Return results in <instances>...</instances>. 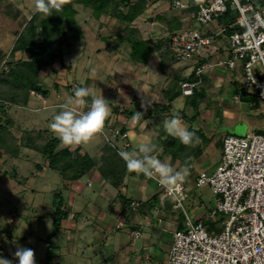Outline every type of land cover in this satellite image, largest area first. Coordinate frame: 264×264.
Masks as SVG:
<instances>
[{
  "label": "rangeland",
  "instance_id": "rangeland-1",
  "mask_svg": "<svg viewBox=\"0 0 264 264\" xmlns=\"http://www.w3.org/2000/svg\"><path fill=\"white\" fill-rule=\"evenodd\" d=\"M71 1V3H73V8L77 11V13H74L76 21L73 24L64 25V28L62 27L61 30L63 35H59L58 41L53 39L54 42H52L50 47V53H57V47L59 46V41H61L64 64L62 65L57 61L55 66L42 69L38 75V82L43 88H46L49 93L47 97L35 91H31V89L29 90L28 87V89L25 88L26 86L24 87L25 89L18 90L21 83L22 85H28V80L30 78L33 79V76H35L32 72L30 73L23 68L16 67L17 63L30 61L32 59L30 54L20 52L17 53L14 58H10V60L8 58L10 57V51L8 53L5 52L6 58H3L0 66V73L4 72V74L0 75V96L9 97L12 94L14 98L22 99L29 91L28 93L31 99V103L28 104L27 107L19 103H12L9 105L11 116L16 124L15 127L11 128V133L16 139L15 142L17 144L20 142V139L23 138L22 127L50 130L52 118L58 111L57 105L63 102L67 95L72 94L77 87H88L93 95H100L102 93L104 98L110 102L111 112L108 119L105 121L104 130L94 140L86 145L73 147H67L60 142L57 152H63V154L55 170L50 169L49 162L45 157L31 152L26 148L14 147L12 148L13 151L10 150V148H0V217L1 214L2 216H7L9 212L13 211L14 215L24 220L28 226H30V224L33 225V229L25 228V231L27 230L26 234H28L29 237L32 235L29 244L38 247V249L34 251L36 259L39 262H37V264L41 262V264H44L45 261V264H59L63 262V260L66 262L65 264L80 263L81 260L77 254L69 256L68 258L65 256V259L61 256L60 260L57 262L54 260L55 254L59 251L63 254L67 253L65 252L66 247H64V239L66 240V237H69L66 227L71 225V222L68 221L63 224V220L61 228L55 232V219L53 213L62 200L61 205L65 210H68V208L70 209L71 206H69L68 203H72L73 199L78 207H84L83 205L89 206V200L94 202L98 201V197L94 196V194L97 189V184L100 181L103 184L105 182L118 184L116 180L120 175L124 176L121 184L125 181L130 182L132 180L133 176H131L130 172L126 169L125 163L118 153L122 150L129 151L130 149L127 131H129L128 127L133 121H129L127 126H123L119 118L122 119L121 116H125L130 119L131 117H128L124 112L134 109L132 108L133 106H136L134 113L140 111L143 112V115L149 113L151 109L163 111L158 104V101H162L163 98L160 97L162 94L161 92L158 94L159 90H157V95H155L156 99L154 100V103L159 105L156 107L152 106L154 104L153 102H151V104L149 103L150 106L144 104V101L142 102L139 98L133 96L135 93L134 91L138 90L137 92L143 96L144 89L149 87L150 84L162 88L166 86L167 81L171 83L176 73H178L177 71L181 69L180 65V67L177 66V68L172 67L173 65L168 69L162 68L166 70L165 76L162 75L163 70L158 66V57H162L161 53L164 54L163 51H161V53L158 52L157 54L159 56L156 54L150 66L144 70L141 63L134 61V65H129V63L133 61H126V59H130V50L128 44L124 41L126 33L128 34V39H131L130 41L139 40L138 37L141 36L144 41L150 40L148 38L153 36L156 30L160 32L166 29L165 26L168 24H164L163 21L168 19L171 15L170 12H175L177 8L173 3H170L168 0H146L145 3L148 6L144 8L140 17L137 18L128 30V28L126 29L125 27V23L120 22L118 18L119 12H128V5H126L127 2L125 0H111L110 3L107 2L102 14L98 11L100 7H97L98 5L96 6V0H82L81 3H75L73 0ZM68 2L70 3V1L64 0L63 7H65ZM133 2H135V0H133ZM183 2L190 11L194 10L196 13L201 0H183ZM177 9L175 13L177 14L178 12V16L182 17L181 14L185 13V11L182 12L180 8ZM36 14L37 13L34 12L33 16ZM184 15L187 16L186 14ZM32 17L26 22L24 27L22 25L24 22L21 20L18 24L12 21L9 22L4 17L0 24V30L11 28L13 31H19L17 30L19 27L21 30L18 34L19 36ZM171 17L173 16L171 15ZM21 22L22 24L20 25ZM186 24L191 27L193 21L187 19ZM137 29L142 31V33H140L141 36ZM162 32L164 33V31ZM117 35H120V37ZM173 35L175 34L171 36ZM17 39L16 36V41ZM39 40H42L41 37H39ZM3 41V37L0 36L1 45H3ZM105 42L107 44L109 43L110 46L112 43H117V45H119L117 54L112 52L99 53L103 51ZM222 44H227V39L223 35L216 37L212 43L215 47ZM10 62L11 66L9 65ZM13 68L16 70L15 73H13ZM93 69H95V75H91ZM236 70H239L243 76V62L239 61L237 63ZM19 73L20 76L17 77ZM21 75L25 76V78H20ZM133 84L135 85L134 90L132 89ZM168 86L170 85L168 84ZM240 108L241 105L238 103L227 105L225 107L227 111L226 116L230 117L231 113L234 112L236 114ZM212 111L214 112V109ZM206 114L207 112H204V116H207ZM115 115H117L118 118L115 117ZM143 115L141 117H143ZM110 117L114 118L112 123L110 122ZM241 117L243 121L248 124L250 133L264 132V119L258 113L251 114V116L244 113ZM204 127L210 137L211 135H215L214 141L216 143L213 146L212 153H214V150H217V152L221 151L222 140L219 138L225 134V126H221L219 124V119L215 117L214 120L211 119L209 122H206ZM122 129H125L124 132H122ZM124 134H127V138L122 139V135ZM34 164L42 166V171L49 172V170H51V172H49V174H43ZM86 167L89 169L87 172H85ZM214 170H210V172ZM189 172L190 175L186 178L187 180L196 176V174L192 173V169H189ZM2 175L7 177L8 180H1ZM40 176L43 178H40ZM91 184H93L92 188H87L85 192L82 191L85 186H91ZM99 197L103 198L104 196L100 195ZM116 198H121V195ZM192 198L193 196H189L187 201L189 202ZM85 199L87 200L85 201ZM128 200V207L130 204L131 207L132 205L136 206V203H139L137 209L142 207V205L140 206V201L138 202L132 199L133 202L131 203L132 200ZM171 203L172 202L168 200L166 205L170 206ZM102 205H105V203H102ZM151 206H153V204H151ZM101 208L103 211L104 209L106 211V207L102 206ZM120 208L121 207L114 203L111 213L106 212L107 218L105 217V220L102 219L105 222L103 225V228L106 230L103 235V241L105 242L110 240L106 235L107 231L110 232L107 222L108 218L112 217L114 220L119 218V215L123 213V208ZM1 222L2 221H0V223ZM208 223L213 224L214 221L209 219ZM114 227L119 229L118 225ZM73 233L74 235L72 236L74 237L72 238L78 239L80 237L78 230ZM25 239L26 238H23V240ZM47 241H51L54 253H52L51 249V251L48 252ZM104 245L108 244L105 243ZM82 249L84 250V247L78 249V251ZM92 250L93 254L94 249ZM107 250L110 253L113 251L110 248ZM107 250L104 249L106 253ZM52 255L54 257L51 258L50 256ZM105 262L103 264H106Z\"/></svg>",
  "mask_w": 264,
  "mask_h": 264
},
{
  "label": "crops",
  "instance_id": "crops-1",
  "mask_svg": "<svg viewBox=\"0 0 264 264\" xmlns=\"http://www.w3.org/2000/svg\"><path fill=\"white\" fill-rule=\"evenodd\" d=\"M178 1L185 5L183 0ZM203 1L201 0L200 3ZM257 1L259 6H264V0ZM177 8L176 11L178 10ZM180 10L182 12L185 11V13L181 14L185 23L187 22V19L192 20V13H194V10L190 11L188 8H180ZM34 12L35 0H0V24L2 22V18L5 17L9 22L12 21L13 23L18 24L21 20L24 23L22 24L21 22L20 25L22 24L24 27L26 22L33 16ZM175 12H170V14L172 16H178V12L177 14ZM171 15L168 18H170ZM163 22L165 24V21ZM166 27L167 26H165V28ZM17 30L19 31H13L11 28L0 30V36L4 39L2 44H5L4 46L0 44V49L2 51L8 53L12 50L16 41V36L18 38V34L21 31L19 27ZM162 31H164V33ZM162 31L158 32L156 30L154 35L148 39H158L162 36L172 35L168 32L167 28ZM140 33H142L141 30L139 31V34ZM118 48L119 45H117V43H112L110 46L109 43L107 44L105 42L103 51H100L99 53L112 52L117 54ZM161 51L162 50L155 49L151 53L148 62L146 64H141L144 67L143 70L150 66L155 55L158 52L161 53ZM172 52L176 54L173 50ZM161 55L162 57H158V66L162 69L161 64L163 54L161 53ZM157 56L159 55L157 54ZM229 56L230 52L227 48V44L217 45L216 47L211 45L205 49L203 56L196 55L191 60H181L172 66L175 68L179 65L181 66H179L181 69L177 71L178 73H176L172 81H176L178 78L180 80L186 79L191 75L195 68L197 69L203 65L208 66L202 75L196 74L198 79L196 80V87L194 88V91L196 88L198 89V94L196 95L198 98L196 101L198 108H194L193 103L195 102L192 101V97L185 96L183 94L170 103L168 96V89L170 87L168 84H170V82L167 81L168 83L166 82V86H163L162 88H158L157 85L155 86L150 84L149 87L144 89L143 96L137 92L138 90L134 91L135 93L133 94V96H136L142 102L144 101V104L149 105L151 102L154 103V100L156 99L155 95H157V90H159L158 94L161 92L162 94L160 97L163 98L162 101L158 99L160 101H158V104L161 106L163 111H157L153 114L150 111L149 113H145L140 120L133 118L128 119L125 116H121L122 119L119 118V121L123 126H127L129 121H133L128 127L129 131H127L130 152L138 149L140 144H155V154L159 159L169 163L176 170H180L184 167H188L193 170L192 173L196 174V176L187 180L186 178L189 177V174L183 181L189 189V196H193L189 202L187 201L186 210L193 218L201 219L207 224L210 223H208L209 218L207 217L206 212L215 207V199L209 189L196 188L194 181L199 173L203 171L210 172V170H214L216 168L220 162L222 147L221 151L217 152V150H214V153H212L213 146L216 143L214 141L215 135H211V137L208 135L204 127L205 123L209 122L211 119L214 120V118L217 117L219 119V124L221 126H225L226 132L219 138L222 140L223 145V139L226 135L231 134L245 136L249 133V126L241 117L244 113L249 114L250 116L251 114L258 113L264 119L260 112L261 105L259 103V105L255 107H250L249 102H244L241 98L239 100L235 99V96L238 95V92H236V86L238 84L242 85L243 82V76L239 70H236L237 68L235 70H228L225 68H216L211 66L220 60L229 58ZM129 60H131V58L126 59V61ZM200 61L203 63L201 66H198L197 63ZM131 64L134 65V62L129 63V65ZM162 72V75L165 76L166 70H163ZM184 83H194V81H186ZM132 89H135L134 84ZM234 103L240 104L241 108L236 112V114L234 112L231 113L230 117H227L225 107L231 104L234 105ZM159 105L154 103L152 106L156 107ZM213 109L214 112L212 111ZM204 112H207V116H204ZM173 114H179L190 130L193 131L194 129H199L204 133L206 138H208L207 142L206 140L205 142L203 141L202 154L198 158L192 159L188 165H181L182 163L177 158H174L166 148V142L169 139V136H167L164 131L163 122L166 118H169ZM115 117H117V115H115ZM113 121L114 118L110 117V122L112 123ZM34 166L41 170L42 166L35 164ZM51 170H49V172H51ZM42 172L43 174H49L48 171V173L45 171ZM41 177L42 176H40V178ZM1 180L5 181L8 180V178L2 175ZM92 186L93 184H91V186H85L82 191L85 192L87 188H92ZM117 193L121 195V198H116L119 196ZM100 195H103L105 198L99 197ZM94 196L98 197V201L94 202L89 200V206L83 205L84 207H78L74 203V199L72 200V203H68L69 206H71L70 214L63 222V224L68 221L71 222V225L66 227L69 237H66V240L64 239V247H66L65 252L67 253L63 254L59 251L55 254V257L53 256L54 254L50 256L51 258L54 257V260L57 262L60 260L61 256L65 259V256L68 258L69 256L77 254L80 260L83 261H80V263L77 264H103L105 261L106 264H168V252L171 248L173 235L177 230L183 228L185 216L180 211L174 210L171 205H159V191L157 190L154 181L148 180L143 175L138 174L134 175L130 182L125 181L118 188H115L109 182H105L103 184L100 181L97 184ZM126 198L131 200L133 199L138 202L140 201V206L142 205V207L136 211H130L129 207L125 204ZM86 200L87 199H85V201ZM102 203H105V205H102ZM114 203L121 207L120 209L123 208V213L120 214L119 218L116 220L112 217L108 218L107 222L109 224L108 228H110V232L107 231L106 235L110 238V240L105 242L103 241V235L106 232L105 228H103L105 222L102 219L105 220V217L107 218L106 212L111 213ZM151 204H153V206H151ZM102 206L106 207V211L105 209L104 211L102 210ZM1 217L0 256L14 261V253L18 248H30L33 251L38 249L36 245L33 246L29 244V240L32 235L29 237V235L26 234L27 230L25 231V228L33 229L32 224L28 226L24 220L14 215L13 211L9 212L7 216H2L1 214ZM117 225L120 226L119 229L114 227H117ZM77 230L80 237L78 239L72 238L74 237L72 236L74 235L73 232H76ZM135 233H139V237H136ZM23 238L26 239L23 240ZM105 243L108 245H104ZM47 246L48 252H50L52 250L51 241H47ZM82 247H84V250L82 249L83 251H78V249H81ZM108 248L113 251L110 253L107 250ZM92 249H94L93 254ZM104 249L107 250V253ZM52 253H54V250H52ZM34 259L35 264H37L38 261L36 259V254H34ZM45 263L46 261L44 264ZM60 263L65 264L66 262L63 260V262Z\"/></svg>",
  "mask_w": 264,
  "mask_h": 264
},
{
  "label": "built area",
  "instance_id": "built-area-1",
  "mask_svg": "<svg viewBox=\"0 0 264 264\" xmlns=\"http://www.w3.org/2000/svg\"><path fill=\"white\" fill-rule=\"evenodd\" d=\"M173 4L187 8L178 0ZM229 11L236 14L235 21L229 22V28L236 30L226 38L230 56L211 66L235 70L243 62V90L235 99L244 91L257 95L264 117V6L257 0H204L192 13L194 26L173 35L171 48L182 60L203 56L216 37L224 36L226 28L217 20ZM207 68H197L196 74L202 75ZM195 87V83H183V95L192 96ZM125 138L127 134L122 135ZM147 179L155 182L161 206L170 200L171 207L185 216L183 228L173 235L168 264H264V132L226 135L215 170L195 178V187L209 189L215 199V207L206 212L214 224L189 215V189L184 182L172 195L154 178ZM135 205L133 211L139 203Z\"/></svg>",
  "mask_w": 264,
  "mask_h": 264
},
{
  "label": "trees",
  "instance_id": "trees-1",
  "mask_svg": "<svg viewBox=\"0 0 264 264\" xmlns=\"http://www.w3.org/2000/svg\"><path fill=\"white\" fill-rule=\"evenodd\" d=\"M68 2L65 7L62 8V11L58 13H54L50 17H43V15L36 14L32 17V19L29 21L27 26L24 28V31L22 34L18 36V39L16 43L14 44L12 50L10 51V58H14L17 53L25 52L31 55V60L28 62H21L17 63V68H23L24 70L29 71L30 73L34 74L33 79L28 80V85L21 83V86L18 88V90L29 88L31 91H35L36 93L47 97L48 91L46 88H43L42 85L38 82V75L39 72L42 69L51 68L56 65L57 61H59L62 65L64 64L63 60V49L61 41H59L58 52L57 53H50V47L52 45V42L56 39L58 41L59 35H63L62 33V27L64 28V25H70L73 24L76 21V16L74 13L77 11L73 8L71 3ZM75 3H81L82 0H73ZM111 0H96V6L100 7V14H102L103 10L105 9V4L108 2L110 3ZM127 2L126 5H128V12H119V21L125 23L126 29L131 27L133 23L137 20L138 17L142 14V11L147 6L145 3L146 0H125ZM170 3H173L174 0H168ZM141 6V7H140ZM95 7V6H94ZM66 8V9H65ZM236 14L229 11L224 17L219 18L217 20V25L224 26L226 28L225 31V38H228L231 33L236 30V28H229V22L232 23L235 21ZM165 23L167 25V30L171 34H177L178 32L183 31L186 28L193 27L194 23L190 27L188 24H186L181 16H173L165 20ZM139 33V29H137ZM120 37V35H117ZM116 36V37H117ZM123 36V35H122ZM127 36V37H126ZM126 36L124 37L125 43L128 44L130 47V58L133 60V62H138L141 64H146L149 60V57L151 53L156 50H162L164 52L163 59H162V68L166 69L170 66L176 64L177 62L181 61V57L174 54L171 50L172 46V36H162L158 39H150L148 41H144L141 37H138L139 40L130 41L131 39H128V34L126 33ZM39 37H41L42 40H39ZM54 39V40H53ZM3 58H6V53L0 49V66L3 61ZM11 60V59H10ZM14 62V61H11ZM11 62L9 65L11 66ZM202 61L198 62L197 65L201 66ZM15 73V69L13 68ZM19 71V70H18ZM4 74V72L0 73V75ZM20 76V73L17 77ZM20 78H25V76L21 75ZM196 76V68L191 73V75L186 78L176 81H172L169 85L168 89V96H169V102L172 103L176 98H178L180 95H182V84L186 81H194L196 84L197 80ZM26 86V87H25ZM25 87V88H24ZM27 88V89H28ZM243 90V86L241 84H238L236 86V92L239 93V91ZM29 92V91H28ZM26 93L22 99L14 98V96L11 94L9 97H3L0 96V148H10V150L13 151L12 148L14 147H23L28 149L31 152H34L36 154H39L40 156L45 157L48 162L51 169L55 170L58 166V163L60 161L61 155L63 152H57V148L60 144V141L54 136V134L51 133L48 129L45 130H38V129H29L28 127H22L23 132V138L20 139V142L17 144L15 141L16 139L13 137L11 133V128L15 127V121L11 116V109L9 105L12 103L14 104H21L25 107L28 106V104L31 103L30 95L29 93ZM198 89L196 88L194 91V94L192 96V101L194 108H198L197 105V95ZM196 96V97H195ZM4 98V99H3ZM241 100L244 102H254L256 103V106L259 105V101L257 98V95L253 93H249L244 91L241 95ZM130 111L124 112L128 117L133 118L135 115V108L136 106H133ZM151 113L157 112V110H150ZM139 113H143L138 111ZM143 115V114H142ZM28 126V125H27ZM125 129H122V132H124ZM196 135L199 137V142L195 144V146H185L181 144L178 140L172 138L169 136V139L167 140V151L173 155L174 158H177L182 164L181 165H188L192 159L198 158L202 154V148L203 143L208 141V138L204 135V133L199 129L193 130ZM204 141V142H203ZM42 143V144H41ZM17 144V145H16ZM14 145V146H13ZM180 165V166H181ZM90 167V166H88ZM87 167L86 171L87 172ZM131 176L136 175V173H130ZM80 178V177H79ZM124 179L123 175H120V177H117V183L115 184L113 182H109L112 186L115 188H118L120 184L122 183ZM62 199V198H61ZM129 198L125 199V204L128 206L129 204ZM63 201V200H62ZM62 201L57 206V209L53 213V217L55 219L54 225H55V232L58 231L61 228L62 221L67 219L70 214V209L65 210L62 207ZM129 210L132 211L131 204L129 205ZM54 232V233H55ZM55 235V234H53ZM49 260V259H48Z\"/></svg>",
  "mask_w": 264,
  "mask_h": 264
},
{
  "label": "clouds",
  "instance_id": "clouds-1",
  "mask_svg": "<svg viewBox=\"0 0 264 264\" xmlns=\"http://www.w3.org/2000/svg\"><path fill=\"white\" fill-rule=\"evenodd\" d=\"M63 3L64 0H35V12L50 17L62 11ZM91 75H95V69ZM57 108L58 111L50 123V130L67 147L86 145L94 140L103 132L105 121L111 112L110 102L102 93L93 95L88 87L75 88ZM141 116V113L136 112L133 119H140ZM163 128L167 136L185 146H195L199 142V137L189 129L179 114L166 118ZM155 152V144L145 143L140 144L134 151L122 150L118 154L130 173L154 178L167 193L175 195L189 175V168L176 170L169 163L159 159ZM0 264H35L34 251L30 248H18L14 253V261L0 256Z\"/></svg>",
  "mask_w": 264,
  "mask_h": 264
}]
</instances>
